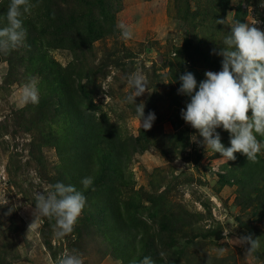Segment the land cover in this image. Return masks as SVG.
Here are the masks:
<instances>
[{
	"label": "rangeland",
	"instance_id": "rangeland-1",
	"mask_svg": "<svg viewBox=\"0 0 264 264\" xmlns=\"http://www.w3.org/2000/svg\"><path fill=\"white\" fill-rule=\"evenodd\" d=\"M95 1L32 0L25 46L0 53V264H55L72 250L84 264L145 256L155 264H264V151L256 162L240 153L226 162L206 149L181 117L190 97L178 94L181 74L192 72L199 85L206 71L222 70L215 53L230 26L264 19L261 0H101L104 14ZM9 3L0 0V27ZM187 38L192 59L181 54ZM134 72L149 91L136 103L156 117L147 131L127 102ZM32 77L39 103L22 105L19 90ZM105 121L125 142V160L110 183L85 190L88 164L90 178L100 168L96 123ZM216 132L230 147L229 133ZM57 182L87 199L63 239L53 235L54 220L34 215L36 193ZM247 235L259 240L249 256L250 246L236 241Z\"/></svg>",
	"mask_w": 264,
	"mask_h": 264
},
{
	"label": "clouds",
	"instance_id": "clouds-1",
	"mask_svg": "<svg viewBox=\"0 0 264 264\" xmlns=\"http://www.w3.org/2000/svg\"><path fill=\"white\" fill-rule=\"evenodd\" d=\"M264 8V0L259 5ZM37 4L32 0H10L5 20L0 27V53L9 54L25 46L27 29L24 19L31 15ZM225 19H217V24L224 25ZM124 39L132 37V31L120 25ZM223 47L218 54L223 57L222 70L206 71L205 79L199 82L192 72L179 76L181 86L178 94L190 97L186 109H181V117L203 138V146L219 153L223 160L234 161L236 153L256 162L264 151V19L254 18L248 21H235L222 41ZM147 80L140 72L127 77V84L133 91L127 96V102L136 106L140 126L150 130L156 119L153 112L145 116V103H136V98L148 91ZM149 92V91H148ZM38 80L29 78L19 90V102L22 105L39 103ZM223 128L230 136V147L221 143L216 132ZM191 142L199 143L192 135ZM84 189L92 186L90 177L81 180ZM86 196L74 185L57 182L50 190L38 191L35 195V217H47L54 220L53 235L63 239L73 232L75 225L86 206ZM35 218V220H36ZM29 226V229L35 224ZM239 245H249L245 256L259 248L258 238L251 235L236 239ZM161 255H163L161 253ZM55 264H84L82 256L72 250L57 257ZM132 264H137L134 260ZM139 264H155L150 256H145Z\"/></svg>",
	"mask_w": 264,
	"mask_h": 264
},
{
	"label": "trees",
	"instance_id": "trees-1",
	"mask_svg": "<svg viewBox=\"0 0 264 264\" xmlns=\"http://www.w3.org/2000/svg\"><path fill=\"white\" fill-rule=\"evenodd\" d=\"M83 1L85 4L89 3L88 2L89 0L88 1L83 0ZM94 4H92L91 6L93 8H98L99 11L102 14H104L103 9L106 7V5L101 0L100 1L96 0ZM0 25H2L1 20H0ZM95 34H99V33L95 32ZM95 37L97 38L101 36H95ZM95 37L93 36L94 39H96ZM185 41H186L185 52L182 51L181 54L185 57H188L189 59H192L194 58L191 53V47L193 45L192 40L190 38H187ZM61 82H62L63 87H66V86L70 87V85L68 84L69 81H67L66 79H63ZM69 90L70 88H68V91ZM96 127H97V130L99 131L98 138L102 145L100 146L102 157H100V161H99L100 168L98 167L96 176L92 177V181L94 185L95 184L97 185L100 179H102L106 183H110L112 179V174H113V172L111 171H115V166L117 164L122 163L123 165L124 160H125V155H126L125 142H123L120 139L119 135L114 130V126L111 123L107 121H105V123L98 122L96 123ZM93 166H94V162L88 164L87 169H86L87 174H88L87 177H90V171Z\"/></svg>",
	"mask_w": 264,
	"mask_h": 264
}]
</instances>
